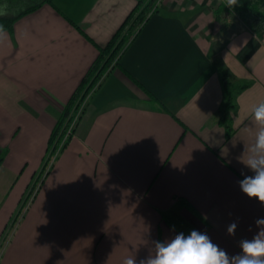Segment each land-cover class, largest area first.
Returning <instances> with one entry per match:
<instances>
[{
  "label": "crops",
  "instance_id": "0c3cea01",
  "mask_svg": "<svg viewBox=\"0 0 264 264\" xmlns=\"http://www.w3.org/2000/svg\"><path fill=\"white\" fill-rule=\"evenodd\" d=\"M136 2L55 0L0 28V264L139 262L151 241L193 229L234 254L258 230L264 206L237 182L255 134L241 121L264 100V37L216 15L227 0H160L23 212L58 118ZM215 60L250 83L227 113L229 137Z\"/></svg>",
  "mask_w": 264,
  "mask_h": 264
},
{
  "label": "trees",
  "instance_id": "16d2710c",
  "mask_svg": "<svg viewBox=\"0 0 264 264\" xmlns=\"http://www.w3.org/2000/svg\"><path fill=\"white\" fill-rule=\"evenodd\" d=\"M54 1L55 0H39L34 4L26 5L15 14L0 13V28L11 32L13 31L14 24L18 19L38 10L46 3L54 5ZM159 2L160 0H137L135 6L128 13L110 41L103 47L98 46L99 53L97 58L92 62L79 85L72 93L65 109L61 113L50 134L47 149L49 154L53 151L54 145L58 143V140L61 138L65 129L69 125L72 113L81 106L87 94L100 81V79L118 65L119 59L125 48L141 31L151 15L157 11ZM225 11L233 13L255 35L260 38L264 37V0H236V5L232 8H228L227 5L222 4L215 11V13L218 15ZM72 24L80 31L81 34L84 35V37L91 41L80 26L75 25L74 23ZM213 65L216 68L225 90V101L222 109L219 111V122L225 127L226 136L229 137L233 130L227 113L235 106V95L244 88L248 87L250 83L237 82L220 60H215ZM151 99L156 102L152 96ZM43 169L44 165L41 169L40 175ZM37 182L38 179H36L33 186Z\"/></svg>",
  "mask_w": 264,
  "mask_h": 264
},
{
  "label": "clouds",
  "instance_id": "9594fccd",
  "mask_svg": "<svg viewBox=\"0 0 264 264\" xmlns=\"http://www.w3.org/2000/svg\"><path fill=\"white\" fill-rule=\"evenodd\" d=\"M235 5L236 0H227L228 8ZM249 117L255 134L240 162L250 174L241 172L243 178L237 183L244 195L264 206V100L252 105L241 123ZM254 224L258 230L250 238L240 239L234 254L214 243L206 233L193 229L187 235L180 232L164 241H151L146 258L137 262L134 255L128 256L123 264H264V217L257 218ZM236 228L237 222L230 223L228 235L234 236Z\"/></svg>",
  "mask_w": 264,
  "mask_h": 264
},
{
  "label": "built area",
  "instance_id": "2783aa9c",
  "mask_svg": "<svg viewBox=\"0 0 264 264\" xmlns=\"http://www.w3.org/2000/svg\"><path fill=\"white\" fill-rule=\"evenodd\" d=\"M103 77L90 90V92L87 94V96L83 100L81 106L76 111H74L72 113V115H71V121H70L69 125L65 129V131H64L63 135L61 136V138L58 140V143L54 145L53 151L50 152V154L48 155V157H46L47 159H45L46 161H45L44 169L42 170V173L39 176L38 182L30 189L29 195L26 198V200L24 201V204H23V207H22L23 208V212L28 208L29 204L31 203L34 195L36 194L37 190L39 189L40 183L43 180L44 176L52 168V166H53L56 158L58 157V155L60 154V152L64 149V147L66 146V144L68 143V141L70 140V138L73 136V134L75 132V129H76L78 123H79V120H80V118H81V116H82V114L84 112V109L86 107V104L88 102L89 97L91 96V94L93 93V91L96 89V87L98 86V84L102 81ZM20 217H21V213L18 215V217H17L16 220L20 219Z\"/></svg>",
  "mask_w": 264,
  "mask_h": 264
},
{
  "label": "rangeland",
  "instance_id": "374dc122",
  "mask_svg": "<svg viewBox=\"0 0 264 264\" xmlns=\"http://www.w3.org/2000/svg\"><path fill=\"white\" fill-rule=\"evenodd\" d=\"M38 1L39 0H0V13L15 14L21 8L25 7L26 5L34 4ZM48 155H49V152L47 150L45 159H47L46 157H48ZM45 159H44L43 165H45V161H46Z\"/></svg>",
  "mask_w": 264,
  "mask_h": 264
}]
</instances>
